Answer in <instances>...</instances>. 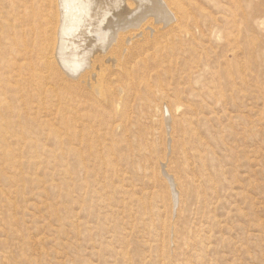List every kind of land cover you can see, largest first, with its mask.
<instances>
[{"label":"rangeland","instance_id":"rangeland-1","mask_svg":"<svg viewBox=\"0 0 264 264\" xmlns=\"http://www.w3.org/2000/svg\"><path fill=\"white\" fill-rule=\"evenodd\" d=\"M84 1L0 0V264H264V0Z\"/></svg>","mask_w":264,"mask_h":264},{"label":"bare ground","instance_id":"bare-ground-1","mask_svg":"<svg viewBox=\"0 0 264 264\" xmlns=\"http://www.w3.org/2000/svg\"><path fill=\"white\" fill-rule=\"evenodd\" d=\"M80 1H82V0H80ZM85 1H87V0H85ZM85 1H84V2H85ZM99 1H100V0H90L91 3H96V2L98 3ZM101 1H102V0H101ZM101 1H100V2H101ZM113 1H115V0H113ZM87 2H88V1H87ZM146 2H147V1H146ZM69 3H70V2H69ZM91 3H90V5H91ZM102 3H103V2H102ZM120 3H121V2H120ZM120 3H119V4H120ZM130 3H131V2H130ZM66 4H67V3H66ZM81 4H82V2H81ZM84 4H86V3H84ZM87 4H88V3H87ZM98 4H99V3H98ZM100 4H101V3H100ZM103 4H104V3H103ZM67 5H68V4H67ZM101 5H102V4H101ZM105 5H106V4H105ZM113 5H114V4H112V6H113ZM153 5H154V4H152V6H153ZM80 6H81V5H80ZM95 6H97V5L95 4ZM122 6H123V5H122ZM154 6H155V5H154ZM161 6H163V5H161ZM77 7H78V6H77ZM83 7H84V6H83ZM92 7H94V5L91 6L90 8H92ZM120 7H121V6H120ZM127 7H128V6H127ZM144 7H145V6H144ZM155 7H156V6H155ZM158 7H159V5H158ZM75 8H76V7H75ZM85 8H86V7H85ZM90 8H89V9H90ZM96 8H97V7H96ZM112 8H113V7H112ZM112 8H111V9H112ZM124 8H125V6H123V10H124ZM136 8H137V7H136ZM146 8H147V7H146ZM156 8H157V7H156ZM161 8H162V7H161ZM161 8H160V9H161ZM76 9H77V8H76ZM86 9H87V8H86ZM115 9H116V8H115ZM130 9H131V8H130ZM151 9H152V8H151ZM79 10H80V8H79ZM87 10H88V9H87ZM91 10H92V9H91ZM97 10H98V8H97ZM101 10H102V9H101ZM104 10H105V9H104ZM109 10H110V9H109ZM113 10H114V8H113ZM127 10H129V9L127 8ZM131 10H132V9H131ZM153 10H154V7H153ZM157 10H158V9H157ZM65 11H66V10H65ZM77 11H78V10H77ZM137 11H138V10H137ZM83 12H84V11H83ZM83 12H82V14H84V13L86 12V10H85L84 13H83ZM88 12H90V14H91V11H88ZM102 12H104V11L102 10ZM118 12H119V11H118ZM123 12H124V11H123ZM126 12H127V11H126ZM126 12H125V13H126ZM130 12H131V11H130ZM130 12H128V13H130ZM158 12H159V11H158ZM98 13H99V12H98ZM98 13H97V14H98ZM144 13H145V12H144ZM156 13H157V12H156ZM156 13H154V15H156ZM77 14H80V13H77ZM99 14H100V13H99ZM102 14H104V13H102ZM105 14H106V13H105ZM120 14H121V16L123 17V13H122V11H120V13H119L118 16H120ZM160 14H161V13H160ZM160 14H158L159 17H160ZM93 15H94V14H93ZM125 15H127V14H125ZM125 15H124V16H125ZM141 15H142V13H141ZM162 15L164 16L163 13H162ZM73 16H75V15H73ZM90 16H92V15H90ZM95 16H96V15H95ZM95 16H93V18H94ZM132 16H133V15H132ZM137 16H139V15H137ZM146 16H147V15H146ZM165 16H166V15H165ZM165 16H164V17H165ZM85 17H86V16H85ZM102 17H103V16H102ZM102 17H101V18H102ZM125 17H127V16H125ZM125 17H124V19H125ZM133 17H134V16H133ZM143 17H144V16H143ZM164 17H163V18H164ZM101 18H100V19H101ZM120 18H121V17H120ZM129 18H130V17H129ZM140 18H142V17H140ZM163 18H162V19H163ZM91 19H92V17H91ZM121 19H122V18H121ZM127 19H128V18H127ZM159 19H160V18H159ZM165 19H166V18H165ZM80 20H82V19H79V22H80ZM101 20H102V19H101ZM119 20H120V19H119ZM128 20H130V19H128ZM128 20H126V21H128ZM137 20H138V19H137ZM140 20H141V19H140ZM140 20H139V21H140ZM82 21H83V20H82ZM111 21H112V20H111ZM70 22H72V21H70ZM85 22H86V21H85ZM98 22H100V21L98 20ZM108 22H110V21H108ZM129 22H131V21H129ZM135 22H136V21H135ZM141 22H142V21H141ZM74 23H75V22H74ZM86 23H87V22H86ZM112 23H113V22H112ZM122 23H123V22H122ZM127 23H128V22H127ZM137 23H138V22H137ZM137 23H136V24H137ZM64 24H65V23H64ZM78 24H79V23H78ZM81 24H82V23H81ZM108 24H109V23H108ZM118 24H121V23H118ZM138 25H140V23H139ZM74 26H75V25H74ZM121 26H122V25H121ZM125 26H127V25H125ZM130 26H131V25H130ZM135 26H136V25H135ZM66 27H67V26H66ZM75 27H76V26H75ZM96 27H97V28H96ZM96 27H95V30H94V31L96 32V35H95L94 37H95V38L97 37V39L100 41V40L102 39L101 36H103L102 33L100 32L101 30L99 31V27L101 28V25L99 26V23H97ZM68 28H69V27H68ZM73 28H74V27H73ZM116 28H117V27H116ZM116 28H115V29H116ZM118 28H119V27H118ZM102 29H103V26H102ZM75 30H76V29H75ZM110 30H111V31H114V30H112V29H110ZM72 31H73V30H72ZM117 31H119V30H117ZM67 32H68V30H67ZM87 32H88V31H87ZM119 32H120V31H119ZM117 33H118V32H117ZM65 35H67V33H66ZM88 35H90V34H88ZM116 36H117V35H116ZM67 37H68V36H67ZM105 37H106V36H105ZM105 37H104V38H105ZM110 37H111V36H110ZM74 39H75V38H74ZM97 39H92V40H91V43H90V46H91V47H89V48L87 47V49L85 50V51H86V52H85V55H86V56H87L88 53H92V52H93L95 49H97L98 47L100 48L101 45L104 46V44H103L104 42H103L102 40H101L102 42H101V41H100V42H97ZM83 40H84V39H83ZM112 40H113V39H112ZM74 41H75V40H74ZM84 41H85V40H84ZM115 41H116V40H115ZM111 42H112V41H111ZM78 43H79V42H78ZM76 44H77V43H76ZM105 44H106V43H105ZM107 44H108V43H107ZM107 46H108V45H107ZM99 48H98V49H99ZM63 49H64V48H63ZM102 49H103V48H102ZM88 50H89V51H88ZM63 52H64V51H63ZM78 52H79V51H78ZM94 52H95V51H94ZM97 52H98V51H97ZM101 53H102V52H101ZM59 54H60V53H59ZM73 58H74V57H73ZM65 59H66V58H65ZM75 59H76V58H75ZM77 62H79V61L77 60ZM65 64H66V63H65ZM65 64H64V65H65ZM68 66H69V65H68ZM74 66H75V65H74ZM75 67H76V66H75ZM70 68H71V67H70ZM73 68H74V67H73ZM73 70H74V69H73ZM71 72H72V71H71Z\"/></svg>","mask_w":264,"mask_h":264}]
</instances>
